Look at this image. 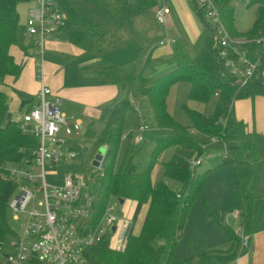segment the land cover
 <instances>
[{"label": "trees", "instance_id": "obj_1", "mask_svg": "<svg viewBox=\"0 0 264 264\" xmlns=\"http://www.w3.org/2000/svg\"><path fill=\"white\" fill-rule=\"evenodd\" d=\"M30 1L0 0V84L7 76L17 79L22 73V65L16 64L10 50L13 46L24 47L25 32L18 6ZM56 1L67 16L66 26L61 31L70 43L85 51L86 57L119 47L124 25L158 6V0ZM234 1L213 0L232 36L235 35L237 16ZM247 6L249 9L256 8V18L253 27L243 36L254 40L264 35V0H251ZM250 47L253 51L259 50L256 45ZM176 63L175 72L156 80L151 86L133 61L97 69L104 84L118 85L146 97L154 110L158 128L168 130L169 134L157 140L147 171L138 173L132 164L117 169L124 119L126 113L133 109V104L126 99L115 105L107 128L91 146V157L99 147L108 146L103 169L94 175L98 185L94 204L95 222L103 218L113 198L118 202L135 201L137 207L126 250L118 252L104 240L88 249L86 264H227L210 256L204 241L192 242L191 254L181 258L174 256L189 213L205 189L207 173L199 174L198 169L190 164L195 156L206 152L203 146L225 149L228 153L244 152L245 159L233 160L230 157L226 164L234 165L237 182L234 198L240 201V224L245 235L253 232L255 204L264 200V147L259 145L260 136L246 132L244 123L235 118L231 109L236 100L264 96V76L254 78L245 87L238 85L232 76H223L224 67L219 60L213 34L195 59L177 55ZM181 82L191 85L190 100L195 103L207 105L219 94L218 103L210 115L184 107L192 127L176 122L168 110L170 91ZM8 101L7 94L0 89V161H18L25 157L21 149L28 150L29 154L33 152L36 139L24 135L17 122L7 119ZM172 148H176L177 152L172 160L164 164L163 180L153 185L151 174L154 166L161 155ZM83 162L78 167L88 172L90 162ZM171 181L179 183L180 188H172L169 185ZM13 188L10 183L0 179V244L13 235L7 211ZM146 204L149 210L141 233L135 235L133 225ZM208 213L212 222L221 226L231 241L238 239L235 231L225 224V215L212 210Z\"/></svg>", "mask_w": 264, "mask_h": 264}, {"label": "built area", "instance_id": "obj_2", "mask_svg": "<svg viewBox=\"0 0 264 264\" xmlns=\"http://www.w3.org/2000/svg\"><path fill=\"white\" fill-rule=\"evenodd\" d=\"M191 2L202 13L216 40L223 76H232L241 87L264 76V35L254 40L244 36L234 38L213 0ZM33 3L28 11L25 41L37 39V53L43 57L47 41L66 26L67 16L56 0H33ZM170 13L166 4L154 10L157 22L162 25L167 23ZM165 42L176 43L174 39ZM250 45L259 50L253 51ZM20 128L24 135L36 139V147L31 154L21 149L25 157L18 161H0V179L14 187L8 202L14 241L0 244L1 264H86L88 249L104 240L110 248L124 252L132 220L120 222L114 214L116 205L110 203L103 218L95 222L98 185L94 175L103 169L108 146L101 168L89 163L88 172H83L78 165L84 162L79 161L75 148L84 132V123L68 119L62 110V99L45 86L39 104L23 115ZM149 129L142 125L135 143L143 142V134ZM203 148L206 152L209 149ZM206 152L192 159V168L202 165L208 156ZM233 217L240 220L239 212ZM14 224L20 232L15 231ZM236 234L244 245L249 244V236L241 224Z\"/></svg>", "mask_w": 264, "mask_h": 264}, {"label": "crops", "instance_id": "obj_3", "mask_svg": "<svg viewBox=\"0 0 264 264\" xmlns=\"http://www.w3.org/2000/svg\"><path fill=\"white\" fill-rule=\"evenodd\" d=\"M250 1L251 0L246 2V9L248 12H253L255 21L256 8H247V5ZM164 4H166L171 10L168 21L165 25L159 24L157 22L154 15L155 9L142 13L124 25L120 32L122 44L119 47L105 49L101 54L96 56L86 57L85 51L70 43L65 33L62 31L56 33L51 39L47 41L46 51L43 57L37 53L39 51L37 39L30 41L24 40L23 48L20 46L12 47L11 50L13 56L15 57L16 63L22 65V73L17 79L15 77H7L5 84L0 85L1 91L5 92L9 98L8 116L10 119L8 120L17 122L20 126L22 123L21 117L23 118L24 114L29 113L40 102V93L33 96L32 90L27 88L26 85V80L31 76V71L34 67L39 68V74H41L39 76V82L41 81L40 83L42 86H46L47 84L46 80L44 79V73L46 70V74H48L50 78L49 82L53 87L51 90L53 91L55 97H60L62 99V110H64L63 112L67 118L71 115V113L76 111L73 103H79L86 106L82 116L86 117V122L88 125L85 124L84 119L77 118L88 128L86 138H88L89 134H96L99 137V134H101L107 128L111 113L115 105L119 102L126 99L130 100L133 104L132 110H135L137 107L140 108L137 104V101L142 106H148V104L150 105V102L146 97L140 96L134 92H129L127 89H124L118 85L104 84L102 77L97 73V69L105 68L111 65H121L133 61L140 68L142 76L148 80V85L151 86L156 80L161 79L162 77L177 70V55H183L190 60L195 59L204 47L205 42L212 36V32L204 20L202 13H200L195 8L191 0H158L157 7H161ZM25 6H27V8H21ZM33 6V0L27 3H22L18 6V12L20 14L21 25L24 29V32L28 18V11ZM23 11L25 12L24 18H22ZM254 21L250 28H243L238 22L237 15L234 38L241 37L248 33V31L253 27ZM169 39H174L176 43L166 44L165 41ZM161 42H165V44L161 45ZM30 45L33 47V49L32 47H29ZM29 50H35V52L33 51V53H31ZM49 54L54 56V60L47 62L46 59ZM89 59H92L91 63L88 62L86 64L85 61ZM80 62L85 63L86 70L93 72L99 77L97 83H94L93 85L90 83H79L81 82V79L67 76V67L74 63ZM28 65H30L29 68H27ZM34 88L36 91L39 89V84H37L36 80L34 81ZM173 91L175 93V97L180 100L185 95H188V98L190 99L191 85L184 82L177 83L172 87L168 97L167 103L169 114L176 122L180 124L178 119H176V109H174L172 112L169 104V99H171ZM130 96L135 97L133 102L130 99ZM215 97L218 98V96ZM182 102H185V99L179 101L182 109H184V107L188 105L187 103ZM217 103L218 101L215 103L212 113L214 112ZM231 110L235 118L239 122L244 123L246 132L256 133L258 136H260L259 145H264V96L256 95L253 97L236 100L233 103ZM205 114L210 115L208 113ZM17 116L21 117H18L19 119L15 118ZM125 119L123 130L125 128ZM143 120H145V117H143ZM99 122L106 125L101 131H97V127L95 125ZM189 127H192V125ZM156 145L157 144L155 143V146ZM172 150L174 151V156L177 152V149L173 148ZM230 157V153L227 152L224 160L227 162ZM206 159L212 160V157L208 155ZM171 182H169V185ZM152 183L153 185H156V182H153V179ZM173 183L177 185L175 188L173 187L174 189L180 188L179 183ZM130 201L134 203V208L131 215L132 220L134 218L137 203L132 200H126L125 202ZM236 201L238 202V208L235 210V212H240V201L238 199H236ZM257 203L258 202L255 204L253 232L249 235V244L247 246L241 242V237L239 238L238 236V239L231 241L225 230L221 226L214 224L209 218L207 222L195 223L192 226L189 234V237H191L188 238V244L184 243L183 247L180 249L181 239L174 252V256L176 258L187 256L193 251L191 245L192 242L200 243L204 241L207 244L210 256L216 260L223 261L227 264H264V222L256 223ZM148 210L149 205H144L137 221L133 225V232L135 235H139L141 233ZM190 214L191 211L189 216ZM219 214L223 216L225 215V224L236 233V230L240 226V220L233 218L232 216H228L226 213ZM141 215L142 217L140 219V225L136 231L135 228L137 227ZM189 216L186 226L182 232V238L189 229Z\"/></svg>", "mask_w": 264, "mask_h": 264}, {"label": "rangeland", "instance_id": "obj_4", "mask_svg": "<svg viewBox=\"0 0 264 264\" xmlns=\"http://www.w3.org/2000/svg\"><path fill=\"white\" fill-rule=\"evenodd\" d=\"M247 1L249 0H236L233 3L236 9V13L238 15V22L240 23V26L243 28H248V27L250 28L254 21L253 12L252 11L248 12L246 9ZM27 6L21 8L24 9L27 8ZM24 16H25V12L23 11L22 18H24ZM29 47L31 48L32 46L30 45ZM29 51L31 53H33V51L35 52V50H29ZM10 54L13 56L12 50H10ZM50 60H54V56L49 54L46 61L50 62ZM91 60L92 59H89L85 61V63L86 64L88 62L91 63ZM85 63L80 62L69 65L67 67V76L77 77L81 79V82L79 83H85V84L90 83L91 85H93L94 83H97L99 77L95 75L93 72L86 70ZM16 64L19 65L18 63ZM29 66L30 65H28L27 68H29ZM40 75L41 74H39V68L34 67L33 70L31 71V76L28 77L26 80L27 88L32 90L33 96L39 94L43 89V86L40 83L41 81L39 82ZM7 77H13V76H7ZM6 78L3 80V82L0 85L5 84ZM44 79L47 82L45 87L48 88L50 87L51 89H53L51 83L49 82L50 78L48 74H46V70L44 73ZM35 80L37 81V84H39V89L37 91L34 88ZM134 98L135 97L130 96L132 102ZM182 99H185V102L182 103H187L189 108L191 107L192 109H195L197 111H202L208 114L212 113L215 103L217 102L216 97H214L212 101L207 105L199 104L191 101L188 98V95L187 96L185 95L183 98H181V100ZM181 100L175 97V93L173 91L171 99H169L171 111L173 112V110L176 109V117H177L176 119H178L181 125L189 127L192 125V122L188 117V115L185 113L184 109H182L181 104H179V101ZM137 104L140 108L137 107L135 110H131L126 114L124 137L122 138L120 144L116 167L117 169H119L123 165L126 167L132 164L137 168L138 173H144L145 171H147L150 165L153 148L155 149L156 147L155 143L157 144L158 139L166 137V135H168V131L161 130L157 127L154 111L149 104L148 106L145 105L142 106L140 103H138V101ZM73 105L75 106L76 111L74 113H71L68 119L73 120V122H75L78 120L77 118H82L85 120V124L88 125V123L86 122L87 120L86 117L82 116V113L85 111L86 106L79 103L78 104L73 103ZM18 117L21 116H17L15 118ZM143 117H145V120H143ZM7 119H10L9 116ZM85 124H84V132L82 133L81 138H79V142L75 150L78 153L79 161L81 160L85 162L89 161L93 167L99 169L101 168L103 157L106 154V149H105L106 147L105 146L99 147L98 150L94 153V155L92 157L90 156L91 146L98 136L94 134L92 136L88 135V138H86L88 128L85 126ZM142 125H147L149 126L150 129L149 131L143 134L144 141L141 142L140 144H137L135 143V136ZM261 147H264V145H261ZM172 149H168L163 153V155L159 158L157 164L154 166L152 170L151 179H153V182L154 181L156 182V185L161 180H163V173H164L163 166L165 163H168L173 157L174 151ZM206 154L210 155L212 157V160H208L205 157L203 159L202 165L197 168L199 174L207 173L205 189L201 193L197 201L195 202L194 206L192 207L191 214L189 216L190 220L188 222L189 229L186 231V234L183 235V238L181 237L182 240H181L180 249L183 247L184 243L188 244V238L191 237V236L189 237V234L192 226L195 223L207 222V220L210 218L208 213L209 210H212L217 213H226L228 214V216L233 217L235 210H237L238 208V202L234 198V191L237 185L234 177V165L225 164L226 161L224 160L227 151L225 149L218 150L216 148H210V150L207 151ZM230 156L233 158V160L245 159L244 152L242 153L231 152ZM170 186L172 188L173 187L175 188L177 185L171 182ZM110 203L116 205L114 214L117 216L120 222L131 220V215L134 208L133 202L131 201L125 202V204L121 205L115 198H113ZM263 211H264V201L260 200L256 205V220H257L256 223L264 222ZM141 217L142 215L140 216L137 227L135 228L136 231L139 228ZM13 228L15 229L16 232H20V228L17 225L14 224ZM13 241H14L13 238L8 239V244H11ZM6 249L9 250L8 248ZM1 263L2 262L0 260V264Z\"/></svg>", "mask_w": 264, "mask_h": 264}, {"label": "water", "instance_id": "obj_5", "mask_svg": "<svg viewBox=\"0 0 264 264\" xmlns=\"http://www.w3.org/2000/svg\"><path fill=\"white\" fill-rule=\"evenodd\" d=\"M96 125V127H97V131H101L102 129H104L105 128V124H102V123H97V124H95ZM100 127H102V128H100ZM119 203L121 204V205H123L124 204V200H120L119 201Z\"/></svg>", "mask_w": 264, "mask_h": 264}]
</instances>
